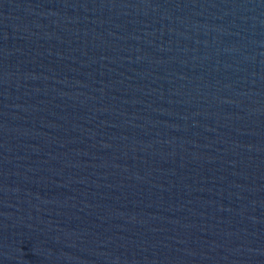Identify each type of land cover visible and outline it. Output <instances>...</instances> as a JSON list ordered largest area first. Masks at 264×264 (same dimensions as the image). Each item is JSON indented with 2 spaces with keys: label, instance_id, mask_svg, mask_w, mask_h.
<instances>
[{
  "label": "water",
  "instance_id": "water-1",
  "mask_svg": "<svg viewBox=\"0 0 264 264\" xmlns=\"http://www.w3.org/2000/svg\"><path fill=\"white\" fill-rule=\"evenodd\" d=\"M0 264H264V0H0Z\"/></svg>",
  "mask_w": 264,
  "mask_h": 264
}]
</instances>
